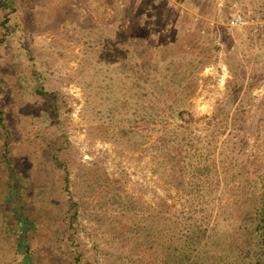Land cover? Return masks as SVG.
<instances>
[{
  "label": "rangeland",
  "instance_id": "1",
  "mask_svg": "<svg viewBox=\"0 0 264 264\" xmlns=\"http://www.w3.org/2000/svg\"><path fill=\"white\" fill-rule=\"evenodd\" d=\"M79 1L87 34L70 0H15L0 44V264H235L264 205V0ZM110 29L140 34L157 87L117 69ZM150 101L193 111L159 112L162 153Z\"/></svg>",
  "mask_w": 264,
  "mask_h": 264
},
{
  "label": "trees",
  "instance_id": "2",
  "mask_svg": "<svg viewBox=\"0 0 264 264\" xmlns=\"http://www.w3.org/2000/svg\"><path fill=\"white\" fill-rule=\"evenodd\" d=\"M79 2V0L78 3L75 0H70L69 11L71 13L69 20L74 23L75 21H77L78 24H83V27L80 26V28L83 32L87 34L90 20L87 18L80 17ZM14 4L15 0H4V2L0 3L1 8H3L6 12L4 20L0 23V44L4 43L5 40L13 32H15V30L13 29L14 26L12 24V16L15 13ZM136 11L132 10L131 15L135 14ZM75 15L77 19L73 17ZM96 30L97 29L95 28V31ZM100 35V46L106 47V50L110 53L122 55L121 62H116L119 64L117 69H120L122 73H130V71L137 72L140 77L136 81H142L143 83L148 84L149 86L154 85L157 87L158 81L154 82L153 78H150L149 74L146 73V69L143 68L144 65L137 63L141 60L140 58L143 57L139 46L141 36L138 32H135L131 36L127 37L126 35H123V33L119 32L117 29H110L109 32H100ZM143 59L145 58L143 57ZM129 66L131 68H129ZM139 91L140 90L137 89L135 86L131 87L130 90V102L132 101L136 105L140 103L143 98H145V96L142 97V94ZM164 93V91L159 90L158 88L156 91L151 92L148 96L155 100L157 97L159 98V96L167 95ZM110 101L114 102L112 98H110ZM150 103L151 104L148 108V110L151 112L148 118L149 129L151 130V132L157 133V127L159 129L160 125L159 137L155 141L156 145H154L153 148L156 149L157 152L162 153L165 145L173 141L171 138H176L175 135L177 133V128H175L174 126H169L167 124H159L160 122L163 123L162 120L159 118V112H161L162 114L170 113L171 115L176 116L175 118L179 121H190L193 118V111L181 107L177 110L171 111V108H165V104H162L164 105V108L162 109L158 106H155V104H152V101H150ZM0 121L2 122V116L0 117ZM65 182H67V180H65ZM245 225V229H251V232L248 236L245 237L243 241H241L234 247L233 254L235 255V264H264V205H262L256 213H245ZM19 243L21 244V241ZM212 248H215L217 250L220 249L219 244L217 242L213 243ZM215 256L216 255L213 254V252L211 251V256L209 258ZM220 264L234 263H227L224 261L222 263V261H220Z\"/></svg>",
  "mask_w": 264,
  "mask_h": 264
},
{
  "label": "built area",
  "instance_id": "3",
  "mask_svg": "<svg viewBox=\"0 0 264 264\" xmlns=\"http://www.w3.org/2000/svg\"><path fill=\"white\" fill-rule=\"evenodd\" d=\"M253 22L249 20L248 16L241 9H234L228 19V28L231 30H242L246 28L249 23Z\"/></svg>",
  "mask_w": 264,
  "mask_h": 264
}]
</instances>
